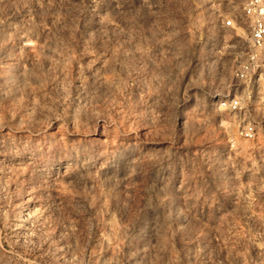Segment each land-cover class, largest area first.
I'll return each mask as SVG.
<instances>
[{
  "label": "rangeland",
  "instance_id": "obj_1",
  "mask_svg": "<svg viewBox=\"0 0 264 264\" xmlns=\"http://www.w3.org/2000/svg\"><path fill=\"white\" fill-rule=\"evenodd\" d=\"M247 1L0 0V264H264Z\"/></svg>",
  "mask_w": 264,
  "mask_h": 264
},
{
  "label": "built area",
  "instance_id": "obj_2",
  "mask_svg": "<svg viewBox=\"0 0 264 264\" xmlns=\"http://www.w3.org/2000/svg\"><path fill=\"white\" fill-rule=\"evenodd\" d=\"M227 28L248 33L247 47L241 52L235 69L237 86L243 89L222 102L229 112L242 116L239 136L255 140L258 135L254 116L256 108L264 109V0H248L239 16L223 21Z\"/></svg>",
  "mask_w": 264,
  "mask_h": 264
}]
</instances>
